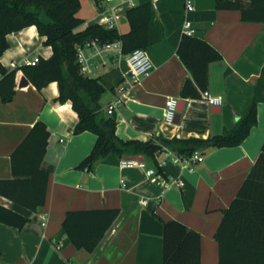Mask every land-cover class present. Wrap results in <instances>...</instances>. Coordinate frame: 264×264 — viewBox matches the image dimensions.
I'll return each mask as SVG.
<instances>
[{
	"label": "crops",
	"instance_id": "obj_1",
	"mask_svg": "<svg viewBox=\"0 0 264 264\" xmlns=\"http://www.w3.org/2000/svg\"><path fill=\"white\" fill-rule=\"evenodd\" d=\"M129 1L134 6L153 3L165 38L147 49L153 72L142 80L134 97L114 113L117 135L140 141L207 139L233 129L246 115L262 75L264 22H245L239 10H218L216 0ZM187 2L194 5V11H186ZM125 14L119 21L120 34L130 29ZM97 15L85 19V26L94 24ZM186 20L193 23L198 36L222 54V60L209 66L207 89L223 98L221 106L181 97L183 83L192 77L177 54ZM8 41L10 47L1 62L10 69L26 65L35 56L49 59L53 53L35 26L8 35ZM122 70H127L125 59L120 61V69L101 76L115 88L101 100L104 114L122 82ZM23 76L19 71L11 102L3 103L0 98V180L13 178L11 157L37 122H44L51 133L42 162L49 180L46 204L36 212L0 197L1 207L28 220L22 229L0 223V264H163V223L156 215L198 232L202 237V264H219L215 234L261 153L264 100L258 103L257 124L249 136L238 146L206 152L201 163H175L177 153L170 150L172 154L162 155V166L144 158L148 168L156 170L152 176L140 168L122 169L117 158L87 172L78 165L92 152L98 137L89 131L74 134L79 116L71 102H57L56 82L41 91L30 81L19 88ZM170 97L178 98L183 108L178 123L176 117L173 124H166L164 108ZM142 199L149 204L141 205ZM107 209H119L120 214L94 252L77 249L63 232L66 214ZM42 214L48 217L45 226Z\"/></svg>",
	"mask_w": 264,
	"mask_h": 264
},
{
	"label": "trees",
	"instance_id": "obj_2",
	"mask_svg": "<svg viewBox=\"0 0 264 264\" xmlns=\"http://www.w3.org/2000/svg\"><path fill=\"white\" fill-rule=\"evenodd\" d=\"M100 1L95 0L98 10ZM80 9V0H0V98L3 103L13 100L19 71L39 91L56 82L57 102H71L79 116L74 134L89 131L98 137L94 149L78 169L92 172L101 162L131 156H142L157 165L156 157L164 150L191 157L197 151L203 155L212 149L238 146L249 136L257 124L258 103L264 100V68L246 115L222 135L148 141L120 138L116 116L102 113L101 108L103 97L115 88L101 77L80 75L76 46L93 38L121 39L123 53L129 54L160 43L165 30L151 1L126 11L130 29L125 34L95 23L85 26L86 20L78 16ZM216 9L239 10L245 22H264V0H216ZM32 26L40 36L46 37L45 45L52 48V56L40 58L35 66L5 67L1 57L10 47L8 35ZM177 54L192 76L183 83L181 97L199 99L201 92L208 89L210 64L222 60V54L197 34H183ZM50 134L44 122L33 126L11 157L13 178L0 180V197L32 212L46 204L49 173L42 169V162ZM119 214V209L71 211L66 214L63 232L77 249L92 253ZM156 217L163 223V264H202L201 235L179 221ZM27 222L26 218L0 206V223L22 229ZM215 239L219 264H264V144L256 164L224 212Z\"/></svg>",
	"mask_w": 264,
	"mask_h": 264
},
{
	"label": "built area",
	"instance_id": "obj_3",
	"mask_svg": "<svg viewBox=\"0 0 264 264\" xmlns=\"http://www.w3.org/2000/svg\"><path fill=\"white\" fill-rule=\"evenodd\" d=\"M157 0H154L156 2ZM114 2H117L114 4ZM113 3V4H110ZM110 4V5H109ZM101 9L98 10V15L94 21L95 24L105 28L106 30H118L119 21L126 11L134 6V3L129 0H101ZM195 10L191 2L186 3V11L192 12ZM183 34L194 36L197 34L193 23L186 20L183 25ZM126 60L127 70H122V82L119 84L117 94L107 106V114L113 115L117 109L127 100L134 97L137 87L142 83V80L148 77L154 70L153 62L145 49H135L129 54L123 53V41L116 39L114 41H102L99 38H93L83 44L76 46V63L79 68V73L85 78H99L119 68L120 61ZM40 57L35 56L26 61V65L35 66L39 63ZM14 66V65H13ZM200 99L208 105L221 106L223 104L222 97H215L208 91L201 92ZM180 100L175 97H170L166 100L164 108V123L173 124L178 114ZM172 154L170 150H164L157 155L156 160L158 166H162L165 162L162 157ZM175 163L180 164H196L204 161V156L200 152H195L191 157L176 154L173 158ZM122 169L125 168H140L147 171L148 176L156 173L153 168H148L145 161H136L133 159H122L119 163ZM126 187L125 181H122ZM140 204L147 206L149 200L142 199ZM42 226L47 224V214L40 215ZM60 246H57L59 249Z\"/></svg>",
	"mask_w": 264,
	"mask_h": 264
},
{
	"label": "rangeland",
	"instance_id": "obj_4",
	"mask_svg": "<svg viewBox=\"0 0 264 264\" xmlns=\"http://www.w3.org/2000/svg\"><path fill=\"white\" fill-rule=\"evenodd\" d=\"M80 1H81V9L78 13L79 17L83 19H90L98 14L96 10L95 0H80Z\"/></svg>",
	"mask_w": 264,
	"mask_h": 264
},
{
	"label": "water",
	"instance_id": "obj_5",
	"mask_svg": "<svg viewBox=\"0 0 264 264\" xmlns=\"http://www.w3.org/2000/svg\"><path fill=\"white\" fill-rule=\"evenodd\" d=\"M29 84V80L23 76L19 81H18V87L19 88H23V87H26L27 85ZM182 108H183V103H181V106L179 107V110H178V114H177V123H178V119H179V113L182 111ZM160 140H162V138H160ZM126 159H133V160H136V161H144V157L142 156H139V157H126Z\"/></svg>",
	"mask_w": 264,
	"mask_h": 264
}]
</instances>
